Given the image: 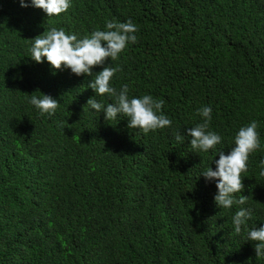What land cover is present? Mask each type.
<instances>
[{
	"label": "trees",
	"instance_id": "obj_1",
	"mask_svg": "<svg viewBox=\"0 0 264 264\" xmlns=\"http://www.w3.org/2000/svg\"><path fill=\"white\" fill-rule=\"evenodd\" d=\"M113 19L138 28L137 43L111 62L119 69L113 86L163 99L170 128L145 134L92 115L90 77L53 75L30 59V40L45 30L83 37ZM37 90L60 103L54 116L28 103ZM209 105L226 155L238 128L258 122L261 146L241 173L253 210L245 228H258L264 0H72L49 19L0 0V264H264L245 228L232 231L237 206L216 208L214 184L199 177L211 150L196 154L188 138L174 139Z\"/></svg>",
	"mask_w": 264,
	"mask_h": 264
},
{
	"label": "clouds",
	"instance_id": "obj_2",
	"mask_svg": "<svg viewBox=\"0 0 264 264\" xmlns=\"http://www.w3.org/2000/svg\"><path fill=\"white\" fill-rule=\"evenodd\" d=\"M18 4L22 9H39L49 19L66 13L72 0H18ZM137 32L138 28L131 19L125 22L109 20L103 30H93L83 37L66 32L64 28L52 27L30 40V59L36 64L46 62L53 75L63 69L70 70L77 77H90L86 87L93 91L94 96L88 99L86 107L92 115L103 114L105 121L127 120L128 129L145 134L170 128L173 122L162 111L165 104L163 99L150 94L131 96L127 84H121L119 89L112 84L119 69L111 66V62L118 60L129 45L137 43ZM96 67L102 70L93 73ZM28 97V103L42 117L54 116L60 104L57 99L39 90ZM212 112L210 105L198 108L195 115L201 118V122L185 128L184 136L176 132L174 139L183 144L188 138L192 152L196 154H206L211 150L212 162L202 167L199 177H203L206 185L214 184L216 192L213 203L216 208L230 210L237 206L231 216V224L233 233L240 235L242 228L252 218L253 210L245 206L248 197L242 195L244 185L241 173L247 172L250 154L261 146L258 122L252 120L238 128L231 140L233 146L226 155L223 149L217 148L222 143V135L210 130ZM216 156L219 158L214 159ZM213 162L215 170L211 167ZM259 168V174L264 176V158L259 161ZM237 193L240 195L236 196ZM245 231L246 240L256 242L252 244L255 257L264 258V223L258 228H245Z\"/></svg>",
	"mask_w": 264,
	"mask_h": 264
}]
</instances>
